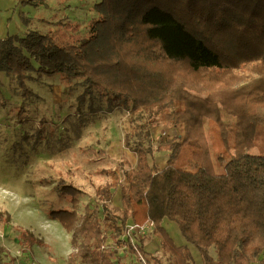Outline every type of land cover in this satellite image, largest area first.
Masks as SVG:
<instances>
[{
    "label": "trees",
    "instance_id": "trees-1",
    "mask_svg": "<svg viewBox=\"0 0 264 264\" xmlns=\"http://www.w3.org/2000/svg\"><path fill=\"white\" fill-rule=\"evenodd\" d=\"M95 7L101 19L80 45L58 44L37 30L0 39V71L15 79L24 101L35 96L25 79L36 71L68 86L82 80L110 109L126 105L145 114L146 122L125 135L135 167L123 157L104 170L109 180L94 207L76 209L71 184L62 191L74 207H51L71 233L67 263L114 264L105 244L126 233L129 219L152 223L169 256L164 263L146 252L144 240H127L149 264H196L188 244L204 264L255 263L264 253V0H101ZM194 87L223 99H205L190 92ZM156 125L177 130L164 134L169 155L162 169L150 162ZM234 144L259 151L231 157ZM113 189H120L122 208L111 205ZM164 220L176 223L188 244L178 245ZM19 238L25 249L41 243L28 231Z\"/></svg>",
    "mask_w": 264,
    "mask_h": 264
},
{
    "label": "rangeland",
    "instance_id": "rangeland-1",
    "mask_svg": "<svg viewBox=\"0 0 264 264\" xmlns=\"http://www.w3.org/2000/svg\"><path fill=\"white\" fill-rule=\"evenodd\" d=\"M40 2L37 5L0 0V39L8 35L21 37L30 30H37L51 34L58 44L80 45L92 36V25L101 19L95 7L101 0ZM25 81L35 93L26 101L15 79L0 71V214L3 216L0 219V264L11 258L13 264H68L71 233L51 216V207H74L62 191L63 185L69 184L78 191L76 209L83 212L87 204L94 207L99 202L101 186L109 180L104 170L118 166L123 157L130 161L131 167L136 166L133 144L125 145V135L145 123L146 118L144 113H131L126 105L110 109L99 91L85 92L82 80L68 86L59 76L49 77L32 71ZM244 84L247 81L239 85ZM190 92L205 99L211 94L201 87H194ZM235 97L231 100L233 103ZM209 98L211 101L223 99L222 95ZM23 104L25 110L21 115ZM150 129L154 150L150 162L162 169L169 155L163 140L165 135L166 139L171 138L172 132L177 133V130L166 131L163 125ZM258 151L256 147L247 148L242 144H234L229 149L231 157ZM216 169L221 171L217 164ZM112 191L111 205L122 208L120 189ZM166 221L169 220H164L168 229ZM127 226L128 230L118 240L109 237L106 241L114 264H149L143 255L128 249L127 240L138 245L144 240L147 253L168 263L169 256L161 250V239L154 234L153 225L139 229L129 219ZM21 231L30 232L41 243L25 249L27 247L20 244ZM145 236L150 240L143 239ZM173 238L176 241L175 235ZM210 252L215 256L213 248ZM263 256L264 253L253 264H260ZM80 264L86 263L80 261ZM196 264L204 262L196 258Z\"/></svg>",
    "mask_w": 264,
    "mask_h": 264
},
{
    "label": "crops",
    "instance_id": "crops-1",
    "mask_svg": "<svg viewBox=\"0 0 264 264\" xmlns=\"http://www.w3.org/2000/svg\"><path fill=\"white\" fill-rule=\"evenodd\" d=\"M132 222H133V220H132ZM166 224H167V227H168V224H171V226H172V228H173V231L175 232V234H178V238H175L176 239V243L178 244V245H183L184 243H185V238L183 237V235H182V233H181V231H180V229L178 228V226H177V224L176 223H173V222H170V221H168V222H166ZM171 233V232H170ZM171 235L174 237V235L171 233ZM187 244V243H186ZM191 249V251H192V254H193V256H194V258H195V262H196V258L197 259H201V261H203L202 260V258H201V255H200V253H199V251H198V249H197V251H198V253H195L196 251L193 249V248H190ZM146 251H147V248L145 249Z\"/></svg>",
    "mask_w": 264,
    "mask_h": 264
},
{
    "label": "bare ground",
    "instance_id": "bare-ground-1",
    "mask_svg": "<svg viewBox=\"0 0 264 264\" xmlns=\"http://www.w3.org/2000/svg\"><path fill=\"white\" fill-rule=\"evenodd\" d=\"M168 229H169V232H171L173 235H175L176 238H178V234H175V232L173 231V228L171 226V224H168ZM186 242V241H185ZM187 243V242H186ZM196 252L195 253H198L197 249L195 248V246L189 244Z\"/></svg>",
    "mask_w": 264,
    "mask_h": 264
},
{
    "label": "built area",
    "instance_id": "built-area-1",
    "mask_svg": "<svg viewBox=\"0 0 264 264\" xmlns=\"http://www.w3.org/2000/svg\"><path fill=\"white\" fill-rule=\"evenodd\" d=\"M153 225L152 223H149V224H147V225H145V226H138V225H136L139 229H141V228H143V227H146V226H148V225Z\"/></svg>",
    "mask_w": 264,
    "mask_h": 264
}]
</instances>
